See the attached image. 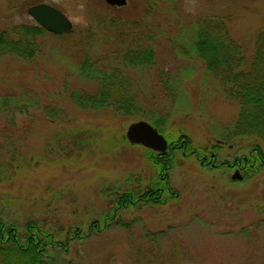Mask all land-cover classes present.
Instances as JSON below:
<instances>
[{
    "label": "rangeland",
    "instance_id": "rangeland-1",
    "mask_svg": "<svg viewBox=\"0 0 264 264\" xmlns=\"http://www.w3.org/2000/svg\"><path fill=\"white\" fill-rule=\"evenodd\" d=\"M39 2L69 18L71 38L39 36L31 58L0 55V219L19 241L27 224L50 231L64 249L45 244V264H264V168L234 181L228 165L201 166L194 156L214 152L229 162L247 153L250 140L230 142L239 104L195 56L185 31L193 19L223 16L248 62L264 0H127L117 8L103 0H0V30L34 23L26 9ZM117 14L155 31L154 64L132 68L111 54L121 45L110 39L107 17ZM86 35L88 63L121 70L133 84L134 107L162 118L170 141L198 148L176 147L163 174L170 192L156 202L112 209L116 195L126 188L137 195L157 171L146 147L124 137L127 124L143 118L74 105L71 93L98 88L70 56ZM166 91L176 93L174 104Z\"/></svg>",
    "mask_w": 264,
    "mask_h": 264
},
{
    "label": "trees",
    "instance_id": "trees-1",
    "mask_svg": "<svg viewBox=\"0 0 264 264\" xmlns=\"http://www.w3.org/2000/svg\"><path fill=\"white\" fill-rule=\"evenodd\" d=\"M108 7L110 8L109 5ZM111 7L117 8L119 6ZM225 22L223 16L220 15L201 16L191 20L185 31L194 47L195 56L202 60L205 67L213 72L216 79L225 85L224 93L239 104L238 116L232 126L228 127L227 136L230 142L247 139L251 143L250 141L247 143V153L236 155L235 160L240 161L244 158L243 167L245 168H264V25L255 32L252 43L253 53H251L249 61L246 62L241 46L228 35ZM107 24L113 29L110 39L118 41L121 45V48L111 54L118 58L124 66L136 68L152 61L154 64L153 46L150 42L157 35H155L154 30L148 28L149 26L143 19L124 18L118 14L109 15ZM45 34L71 38L67 31L60 34L47 32L35 21L34 23H13L9 28L0 30V55L13 54L17 57L31 58L38 52L37 38ZM74 42L78 43L79 47L77 48L79 50L74 49L70 56L79 60L80 67H86L99 80L97 81V91L92 95L82 96L77 92L71 93L74 105L92 107V109L111 108L119 115L122 116L123 114L124 117L139 116L147 119L146 121L155 126L157 131L161 132L167 139L166 151L160 153L146 148L147 156L153 160L157 171L155 180L145 190L138 191L137 195L130 189H124L120 195H116L114 198L113 211L125 208L127 204H134L137 201L156 202L159 194L162 191H167L166 189L169 187L163 174L170 167L173 152L176 147H181L182 152L185 153L187 151L184 149L187 139L178 143L177 140L170 141L162 132V118L155 114L151 115L152 112L145 108L139 110L134 107L133 84L130 82V78L121 74V70L119 71L114 67L103 69L88 63L90 60L88 59V49L91 46V38L88 35L77 36ZM162 78H159L160 82ZM163 80L166 82L165 79ZM176 81L175 74L170 82L175 83ZM167 82L169 83L168 78ZM164 96L171 104H174L177 98L176 93L173 95L169 91H166ZM228 138L226 139L228 140ZM193 151L198 153V148L187 152L191 154ZM219 164L222 165V163ZM168 192H170L169 189ZM168 196L169 193L165 194L163 198L166 199ZM26 227L24 241H19L13 226L0 219V264H45L43 260L45 257L43 246L45 244L64 249L61 243L53 238L50 231L40 229L32 224H27Z\"/></svg>",
    "mask_w": 264,
    "mask_h": 264
},
{
    "label": "water",
    "instance_id": "water-1",
    "mask_svg": "<svg viewBox=\"0 0 264 264\" xmlns=\"http://www.w3.org/2000/svg\"><path fill=\"white\" fill-rule=\"evenodd\" d=\"M109 6H125L127 0H103ZM28 16L35 20L36 24L53 34H60L71 30L72 23L58 8L45 2L33 3L26 9ZM145 119L133 120L127 124L124 132L126 141L130 144L136 143L149 150L163 152L166 151L167 139L157 131ZM230 177L239 179L238 170L235 169Z\"/></svg>",
    "mask_w": 264,
    "mask_h": 264
},
{
    "label": "flooded vegetation",
    "instance_id": "flooded-vegetation-1",
    "mask_svg": "<svg viewBox=\"0 0 264 264\" xmlns=\"http://www.w3.org/2000/svg\"><path fill=\"white\" fill-rule=\"evenodd\" d=\"M221 144L223 143V141H220L219 139L217 140V143L216 144ZM193 154V153H191ZM195 158L196 159H199L198 162L201 166H205V165H209L211 167H216L217 165H219V163H222V164H226L228 166H231V168L229 169L230 172H229V178L230 177V174L235 170L237 169L238 170V174H239V179H232L234 181H241V179H245L246 177V174L251 171L252 169L250 168H245L243 167L244 166V158H242V160L240 161H236L235 160V157L232 158L229 162H225V161H218L216 158V154L214 152H208V155L207 157H205L204 155H199V154H194Z\"/></svg>",
    "mask_w": 264,
    "mask_h": 264
},
{
    "label": "clouds",
    "instance_id": "clouds-1",
    "mask_svg": "<svg viewBox=\"0 0 264 264\" xmlns=\"http://www.w3.org/2000/svg\"><path fill=\"white\" fill-rule=\"evenodd\" d=\"M81 7H83V6H81ZM189 10H191V9H189Z\"/></svg>",
    "mask_w": 264,
    "mask_h": 264
}]
</instances>
